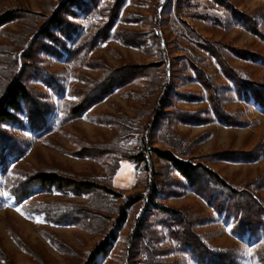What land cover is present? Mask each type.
<instances>
[{"label":"rangeland","instance_id":"obj_1","mask_svg":"<svg viewBox=\"0 0 264 264\" xmlns=\"http://www.w3.org/2000/svg\"><path fill=\"white\" fill-rule=\"evenodd\" d=\"M62 1L0 0V16L20 11L18 18L0 26V98L19 73L33 90L36 106L49 105L47 130L41 135L32 131L25 111L18 113L22 126L3 125L25 143L24 154L7 161L8 180L15 183L28 172L54 171L96 181L117 196L97 201L104 207L96 221L79 226L57 224L27 209L42 202L63 201L93 210L96 197L54 191L17 203L6 194L0 167V264H84L111 230L118 208L128 197L147 194L145 163L129 159L146 150L157 172L154 204L183 211L206 245L228 250L240 264H258L252 253L263 237L236 235L233 220L226 223L157 151L202 165L233 188L254 192L264 201V107L238 97L233 83L216 59L199 46L203 42L192 30L227 50H249L263 59L264 40L242 28L212 0H123L106 39L79 53L75 50L81 37L105 24L116 0H82L81 8L74 5L58 12L55 8ZM228 1L236 11L252 16L264 33V0ZM57 12L64 24L62 29L51 28L55 39L39 37L40 28ZM69 31L71 37L66 38L62 33ZM132 31L141 38L130 37ZM227 55L244 77L264 84V62L244 60L229 50ZM193 64L213 79L222 105L237 125H227L216 117ZM122 67H137L133 79L74 117L72 109L79 103L80 93L102 79L108 69ZM39 69L62 87L59 94L38 78L35 70ZM155 210L143 201L128 208L126 221L109 252L98 257V264L149 262L139 240L131 237L142 219L155 233L152 260L197 264L160 224L158 220L163 221L164 216L154 218Z\"/></svg>","mask_w":264,"mask_h":264},{"label":"trees","instance_id":"obj_2","mask_svg":"<svg viewBox=\"0 0 264 264\" xmlns=\"http://www.w3.org/2000/svg\"><path fill=\"white\" fill-rule=\"evenodd\" d=\"M123 0H116L108 11L107 21L105 24L96 29L91 35L87 34L81 37L80 42L76 45L75 52L90 51L94 49L96 44L106 39V33L109 32L114 25V21L118 16V12ZM220 9L224 10L228 17H233L239 25L247 31L254 33L264 40V33L259 30L255 19L252 16L236 11L228 0H212ZM82 0H63L55 9L59 11H67L72 6L82 7ZM55 13L50 16L47 23L39 30V37L55 39L51 28L62 29L64 19L60 13ZM20 11H8L0 16V26L14 21L19 17ZM69 26L71 23L67 22ZM76 28V27H75ZM72 31V30H71ZM64 32L66 38H70V33ZM199 40V46L214 57L221 67L224 76L233 83L238 97L246 102H254L255 104L264 107V84H260L249 78L244 77L236 68H234L229 60L227 51L233 52L236 56L244 60L262 61L264 59L249 50H240L229 48L220 43H213L194 32ZM140 33L130 32V37L141 38ZM32 43V41H31ZM133 44V42L131 43ZM56 54V51H53ZM157 65V64H156ZM193 70L197 76V80L206 89L207 97L212 111L220 122L227 125H237L236 119L228 114L221 103L217 86L208 73L193 64ZM137 67H122L118 69H108L102 79L94 81L90 87L80 93V101L73 109L74 117H80L87 109L101 102L115 87H122L128 81H131ZM39 79L44 81L54 92L59 94L61 86L52 83L50 76L43 71L35 70ZM133 79V78H132ZM33 90L30 89L23 81L22 74H15L7 86L5 94L0 98V167L1 172L5 176V191L6 194L12 196L17 203H22L24 200L38 193L50 194L54 191L74 193L76 195H91L96 197V206L93 210L85 207L70 204L68 202L57 201L55 203L42 202L36 205L29 206L28 212L44 215L49 221L57 224L77 225L96 221L99 218V212L102 207L97 202L99 199L111 197L112 199L117 194L108 186L102 185L93 180H78L69 176L60 174L54 171H35L33 173H25L20 176L15 183L8 180V175L11 172L7 170V161L20 157L25 152L24 141L18 137L12 136L4 128L3 125H20L22 122L18 117V113H25L28 118L32 131L41 135L42 131L47 130L46 112L49 110V105L46 103H38V106L33 101ZM43 106H42V105ZM42 107V108H41ZM159 107V105L157 106ZM159 115V113H158ZM158 120V119H157ZM188 123V120H184ZM196 122V121H194ZM199 123V122H197ZM44 133V132H43ZM83 153V152H82ZM159 157L170 163L174 169L189 183L191 188L203 197L207 203L220 215L224 216L225 222L233 220V232L239 237H244L248 234L251 238L262 236L263 241L252 253V259L258 264H264V201L248 190H238L226 183L215 172L205 168L202 165H193L178 160L171 153H162L157 151ZM148 150L139 155L130 156L135 164L145 163L148 170V192L146 195H136L128 197L125 204L118 208V217L113 222L111 230H109L103 240L92 250L88 259L84 264H98L97 259L100 256H105L113 241L116 239V232L121 225L126 221L128 208L134 206L138 202L143 201L145 205L152 206L156 209L153 213L154 218L160 219L164 216L161 225L166 226L171 233V236L184 249L197 264H240L234 260L228 250L212 248L206 245L203 239L197 234L189 220V217L181 210L174 208H163L154 204L157 196L156 177L157 172L152 160L150 159ZM99 207V208H98ZM98 216V217H97ZM145 233H144V232ZM155 233L150 227L145 224V220H138L136 231L131 236L133 240H139L140 247L146 252L147 260L144 264H167L166 262H156L152 260L155 250L152 246L155 241ZM139 247V248H140ZM133 258L134 255L130 254ZM139 257V256H138ZM150 259H149V258Z\"/></svg>","mask_w":264,"mask_h":264},{"label":"snow or ice","instance_id":"obj_3","mask_svg":"<svg viewBox=\"0 0 264 264\" xmlns=\"http://www.w3.org/2000/svg\"><path fill=\"white\" fill-rule=\"evenodd\" d=\"M20 209L18 208L17 211H19Z\"/></svg>","mask_w":264,"mask_h":264}]
</instances>
